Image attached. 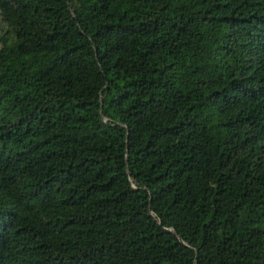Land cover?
Segmentation results:
<instances>
[{
	"label": "trees",
	"instance_id": "trees-1",
	"mask_svg": "<svg viewBox=\"0 0 264 264\" xmlns=\"http://www.w3.org/2000/svg\"><path fill=\"white\" fill-rule=\"evenodd\" d=\"M0 264H264V0H0Z\"/></svg>",
	"mask_w": 264,
	"mask_h": 264
}]
</instances>
